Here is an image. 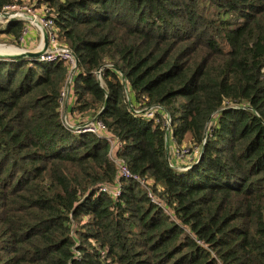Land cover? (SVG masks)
Segmentation results:
<instances>
[{
  "label": "trees",
  "instance_id": "trees-1",
  "mask_svg": "<svg viewBox=\"0 0 264 264\" xmlns=\"http://www.w3.org/2000/svg\"><path fill=\"white\" fill-rule=\"evenodd\" d=\"M27 1L76 56L71 115L118 138L156 202L62 125L67 64L1 56L0 264H264V0ZM23 25L0 42L21 46Z\"/></svg>",
  "mask_w": 264,
  "mask_h": 264
},
{
  "label": "built area",
  "instance_id": "built-area-1",
  "mask_svg": "<svg viewBox=\"0 0 264 264\" xmlns=\"http://www.w3.org/2000/svg\"><path fill=\"white\" fill-rule=\"evenodd\" d=\"M2 11L11 12L12 15L15 16L17 21L20 20L24 22L21 35L18 38L20 42H24L26 40L25 38L28 37L31 33L29 32V28L33 29L37 33L39 43L38 45H35V50H37V48L41 47L42 45L43 39L41 28L44 29L46 32V39H48V44L43 52L37 57L41 60L47 61L62 60L65 64L68 65L70 74V72L76 65L75 56H73V53H71L67 45L58 39L54 21H52L51 10L47 5L42 4L39 6H34L33 3H30L27 0H22L19 4L5 6ZM1 22L6 23L4 18ZM25 22L27 23V25L25 24ZM26 46L27 44H22V48L24 47V49H28ZM95 74L96 77L100 75L99 70L95 71ZM71 77L72 75L70 74L67 79L66 85L60 91L61 97L59 102V110L60 121L62 125L73 132L76 131L80 133L94 134L96 137L104 140L108 145L106 155L109 162L113 163V165L115 166L116 177L118 176L119 178H131L133 180H136L139 185L146 191L147 196L155 201L156 199L150 192L148 180L139 178L135 174H131L126 167V163L124 162V160L117 154L118 149L122 146L118 138H116V136L112 134H109L103 123L95 117H92V119H82L80 117H77L76 115H71L69 107H67L66 105V100L69 96V85L71 83ZM133 110L134 113H139V110ZM153 111L154 109L152 107H147L144 112L145 117H151L153 115ZM168 121L169 118L168 116H166L165 122L168 123ZM169 150H171V160L174 161L173 166L176 169L183 170L188 168L190 162L189 158L185 157L184 159L186 149L174 148V146H172ZM116 177L114 179V182L110 185H100V192L108 195L111 198L117 196L120 191V180L116 179ZM157 204L160 205L159 202H157Z\"/></svg>",
  "mask_w": 264,
  "mask_h": 264
},
{
  "label": "water",
  "instance_id": "water-1",
  "mask_svg": "<svg viewBox=\"0 0 264 264\" xmlns=\"http://www.w3.org/2000/svg\"><path fill=\"white\" fill-rule=\"evenodd\" d=\"M0 17L4 18L5 22L17 21L15 16H13L12 13L8 12V11H1L0 12ZM41 32H42L43 42H42L41 47L37 48V50H30V49H24L23 48V50H19V52H17V53H1L0 57L2 56V57H5V58H10V59L36 58L38 55H40L43 52V50L46 48V46L48 44V39H46L45 30L41 28ZM76 60L77 59H76V56H75V62H76ZM72 73H73V70L70 72V74L72 75ZM97 80L99 81L100 84L102 83L100 75L97 76ZM104 105H105V102H104ZM129 108H131L130 105H129ZM97 114H96V117H97ZM167 138H168V126L166 127L165 132H164V144H165V147H166V151H165V157L166 158L168 157ZM204 138H205V131H204L203 136H202L203 141H204Z\"/></svg>",
  "mask_w": 264,
  "mask_h": 264
},
{
  "label": "rangeland",
  "instance_id": "rangeland-1",
  "mask_svg": "<svg viewBox=\"0 0 264 264\" xmlns=\"http://www.w3.org/2000/svg\"><path fill=\"white\" fill-rule=\"evenodd\" d=\"M2 20H3V18L0 17V26H2L4 24V22H1ZM25 24L27 25L26 22H25ZM29 32L33 33V37H26L25 38L26 40L24 42L23 41L20 42V40H19V42L21 44V46H19V47L14 46L13 44H9L7 42L1 41L0 42V54L1 53H17V52H19V50H23L24 47L22 48V44H35V45H38L39 39H38L37 33L31 28H29ZM1 37H3V35ZM10 49H11V51H10ZM12 50H13V52H12ZM169 153L171 154V150H169Z\"/></svg>",
  "mask_w": 264,
  "mask_h": 264
},
{
  "label": "crops",
  "instance_id": "crops-1",
  "mask_svg": "<svg viewBox=\"0 0 264 264\" xmlns=\"http://www.w3.org/2000/svg\"><path fill=\"white\" fill-rule=\"evenodd\" d=\"M28 37H33V33H30L29 34V36ZM35 44H27V48L28 49H30V50H35V46H34ZM70 102H71V96H70V94H69V96H68V98H67V100H66V105H67V107H69V105H70ZM168 143V142H167ZM168 145L170 146V147H168V149L169 148H171L172 146H173V144L172 143H168ZM170 156H172L171 154H170Z\"/></svg>",
  "mask_w": 264,
  "mask_h": 264
},
{
  "label": "bare ground",
  "instance_id": "bare-ground-1",
  "mask_svg": "<svg viewBox=\"0 0 264 264\" xmlns=\"http://www.w3.org/2000/svg\"><path fill=\"white\" fill-rule=\"evenodd\" d=\"M17 49V48H16ZM10 51H11V49H10ZM12 52H13V50H12Z\"/></svg>",
  "mask_w": 264,
  "mask_h": 264
}]
</instances>
